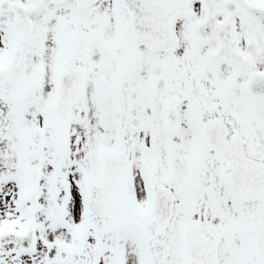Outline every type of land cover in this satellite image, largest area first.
<instances>
[{
    "label": "snow or ice",
    "instance_id": "1",
    "mask_svg": "<svg viewBox=\"0 0 264 264\" xmlns=\"http://www.w3.org/2000/svg\"><path fill=\"white\" fill-rule=\"evenodd\" d=\"M0 264H264V0H0Z\"/></svg>",
    "mask_w": 264,
    "mask_h": 264
}]
</instances>
